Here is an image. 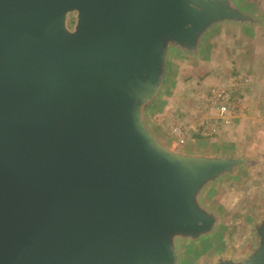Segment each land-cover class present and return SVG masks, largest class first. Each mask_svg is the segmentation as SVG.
<instances>
[{"label": "water", "instance_id": "95a60500", "mask_svg": "<svg viewBox=\"0 0 264 264\" xmlns=\"http://www.w3.org/2000/svg\"><path fill=\"white\" fill-rule=\"evenodd\" d=\"M256 23L234 0H0V264H181L210 239L201 197L248 158L174 149L147 116L178 54ZM259 227L218 264H264Z\"/></svg>", "mask_w": 264, "mask_h": 264}, {"label": "rangeland", "instance_id": "374dc122", "mask_svg": "<svg viewBox=\"0 0 264 264\" xmlns=\"http://www.w3.org/2000/svg\"><path fill=\"white\" fill-rule=\"evenodd\" d=\"M234 4L252 12L258 23L219 26L208 37L203 57L178 54L164 95L147 116L155 133L174 149L204 148L198 151L246 156L249 160L233 176L203 193L201 201L219 215V227L203 243L180 244L181 264L243 259L258 246L259 226L264 223V0H234ZM74 23L73 15L70 28ZM213 88L228 90L237 106L236 119L208 136L199 124L205 120L212 123L217 116L211 101ZM177 126L185 132V144L173 131Z\"/></svg>", "mask_w": 264, "mask_h": 264}, {"label": "built area", "instance_id": "2783aa9c", "mask_svg": "<svg viewBox=\"0 0 264 264\" xmlns=\"http://www.w3.org/2000/svg\"><path fill=\"white\" fill-rule=\"evenodd\" d=\"M211 101L217 107V116L211 123L205 120L199 124L200 129L206 130V135L210 136L216 132L220 126H231L236 119V104L230 96V93L225 88H213L211 91ZM197 124V123H195ZM192 126H189L191 128ZM174 133L180 140V143L185 144V132L181 126L174 127Z\"/></svg>", "mask_w": 264, "mask_h": 264}, {"label": "crops", "instance_id": "0c3cea01", "mask_svg": "<svg viewBox=\"0 0 264 264\" xmlns=\"http://www.w3.org/2000/svg\"><path fill=\"white\" fill-rule=\"evenodd\" d=\"M197 135H198V137H196V138H197L198 140H200L201 137L199 136V134H197ZM183 149H185V150H189V149L185 148V146L183 147ZM199 149H202V150H203L204 148L194 149L193 151H194V152H199V151H198ZM205 150H207V149H205Z\"/></svg>", "mask_w": 264, "mask_h": 264}, {"label": "trees", "instance_id": "16d2710c", "mask_svg": "<svg viewBox=\"0 0 264 264\" xmlns=\"http://www.w3.org/2000/svg\"><path fill=\"white\" fill-rule=\"evenodd\" d=\"M249 12H250V11L247 12L249 15L253 14L252 12H250L251 14H250ZM251 16H252V15H251ZM253 17H254V16H253ZM255 18H256V17H255ZM256 19H257V18H256Z\"/></svg>", "mask_w": 264, "mask_h": 264}]
</instances>
